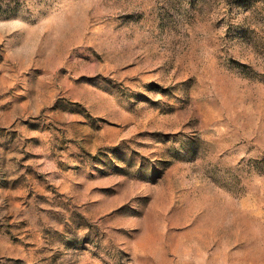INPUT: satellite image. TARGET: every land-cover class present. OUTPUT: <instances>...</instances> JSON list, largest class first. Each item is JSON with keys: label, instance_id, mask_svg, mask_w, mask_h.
Returning a JSON list of instances; mask_svg holds the SVG:
<instances>
[{"label": "rangeland", "instance_id": "374dc122", "mask_svg": "<svg viewBox=\"0 0 264 264\" xmlns=\"http://www.w3.org/2000/svg\"><path fill=\"white\" fill-rule=\"evenodd\" d=\"M0 264H264V0H0Z\"/></svg>", "mask_w": 264, "mask_h": 264}]
</instances>
